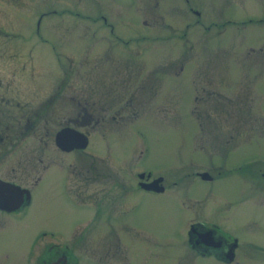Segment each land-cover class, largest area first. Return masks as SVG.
Returning a JSON list of instances; mask_svg holds the SVG:
<instances>
[{
	"label": "flooded vegetation",
	"instance_id": "flooded-vegetation-1",
	"mask_svg": "<svg viewBox=\"0 0 264 264\" xmlns=\"http://www.w3.org/2000/svg\"><path fill=\"white\" fill-rule=\"evenodd\" d=\"M80 1L0 0V204L18 203L0 207V220L7 214L22 218L34 200L62 201L60 227H0V264H79L74 250L92 244L97 264H128L132 251L142 263L139 254L147 247L171 252L181 247L188 264H264V201L259 213L256 205L245 209L243 197L249 178L253 180L248 184L264 189V159L261 163L245 157L246 152L264 155V148H244L250 137L241 130L248 108L244 90L229 96L208 69L190 74V114L193 128L214 134L193 138L194 150L218 155L226 167L196 163L185 174L206 182L224 178L231 186L213 202L218 212L209 203V215L195 212L204 207L201 200L179 197L178 208L194 211L185 216L178 244L171 234L162 242L145 240L158 237L147 232L150 201L139 194L161 193L168 185L145 166L143 124L134 131L131 127L148 115L152 97L159 102L161 87L147 90V73L118 65L121 51L105 50L136 44L139 49L133 53L139 55L143 43L183 37L172 18L187 12L183 23L195 26V0H112L109 11L91 0L98 7L90 15L79 13ZM71 11L96 24L93 62L82 70L69 69L70 50L57 51L55 45L62 49L67 34L56 35L54 29L67 24L49 20ZM72 71L83 76L80 84L68 82ZM177 74L172 73L174 78ZM90 78L93 83H87ZM158 176L154 185L162 189L145 186ZM239 200L242 204L235 210L232 203ZM251 209L253 214H248ZM231 223L238 226V234L228 228ZM250 226L256 227L254 237L247 236Z\"/></svg>",
	"mask_w": 264,
	"mask_h": 264
},
{
	"label": "rangeland",
	"instance_id": "rangeland-1",
	"mask_svg": "<svg viewBox=\"0 0 264 264\" xmlns=\"http://www.w3.org/2000/svg\"><path fill=\"white\" fill-rule=\"evenodd\" d=\"M111 1L99 0V6L109 11ZM195 3L199 12L196 15L195 26H185L188 21L183 23L188 19L187 12H181L180 16L172 18L174 28L179 29V32L184 31L183 37L143 43L139 55L133 53L135 48H138L136 44H121V50L109 45L105 50L108 52L110 49V52L115 48V51H121L116 60L118 65L131 69L140 68L142 74L147 73V90L151 87H161L159 94L162 92V95L159 102L157 96L152 97L153 101L149 103L147 109L148 115L143 117L139 125L134 123L131 127L134 131L137 126L143 124L146 134L144 142L147 147L145 166L154 173L161 174L168 185L161 193L139 194L140 197L146 196L150 201L147 232L158 237V239H145L147 242H162L167 239V234H171L173 242L179 243L177 241L181 239L180 228L184 229L185 216L194 211L178 208L179 197H190L191 201L201 200L204 207L195 209V212L198 215L202 212L209 215L211 209L217 211L213 202L218 197L226 195L231 186L224 178H219L216 182H206L197 180L191 174H185L193 169L196 163L221 164L222 167H226V162L221 163L218 155L208 152L201 154L200 151L194 150L196 143L193 138L201 136L210 139L214 132L204 133L197 126L193 128L195 119L190 114L193 90L190 74L200 72L202 69L210 70L218 83L222 84V88L228 91L229 96L234 91L243 89L244 102L248 108L246 107L245 112V128L241 130L246 133L245 136H250L249 139L244 140V148L245 150L264 148L262 144L264 142V0H195ZM97 7L98 4L91 0H81L76 8L79 13L90 15ZM190 15L193 16L192 13ZM50 19L59 25L67 24V28L64 25L63 30L59 27L58 30L54 29V33L63 36L67 34V41L62 45V49L60 43L55 45L57 51L70 50L68 52L72 58L68 62L69 69L77 67V70H82L83 66L92 64L96 42L92 37L96 35V24L89 18L76 15L73 11L64 18L54 15ZM126 45L127 47L123 49ZM176 71L178 74L174 78L172 73ZM72 74H75L74 71L70 73L68 82L80 84L83 76ZM87 83H93L91 78ZM208 83L211 84L209 81ZM158 103L160 109L158 107L156 111L152 110V106L154 105L155 108ZM201 115L205 117L203 112ZM204 121L205 127H208L209 121L207 119ZM213 123L211 119L210 129ZM245 157L261 159V163L264 159L263 154L252 152H246ZM233 179L236 180V177ZM252 180L253 178H249L243 184L244 208L256 205L258 207L256 212L263 213L261 206L264 201V189L261 187L257 189L248 184ZM240 199H243L242 196ZM241 200L232 203L235 210L242 204ZM210 202L211 209L208 207ZM61 207L62 201L55 198L51 201L47 198L34 200L30 206L23 209L22 218L14 219L13 215L7 214L5 216L10 221H5L6 218L1 219L0 227L17 229L40 225L60 227ZM231 209L230 205L229 211ZM248 214H253V210H249ZM0 217L2 218L3 215ZM228 228L236 231L238 226L234 228L231 223ZM247 228V236L254 237L256 227ZM236 232L238 234V231ZM74 253L79 264H97V250L93 244L85 249L74 250ZM135 256L132 251L128 264H188L187 252L181 247L174 252L166 249L161 251L159 247L144 248L139 254L142 263L136 261Z\"/></svg>",
	"mask_w": 264,
	"mask_h": 264
},
{
	"label": "water",
	"instance_id": "water-1",
	"mask_svg": "<svg viewBox=\"0 0 264 264\" xmlns=\"http://www.w3.org/2000/svg\"><path fill=\"white\" fill-rule=\"evenodd\" d=\"M60 133H61V131H59L56 134V142H59L57 137L60 135ZM160 179H161V176H158L155 179H153L151 182L146 183L145 186L148 188H154L155 190H160V189H162V185H159L158 187L157 186L155 187V185H154V183H157ZM17 205H18V203H4V204H0V207L10 208V207H15Z\"/></svg>",
	"mask_w": 264,
	"mask_h": 264
}]
</instances>
